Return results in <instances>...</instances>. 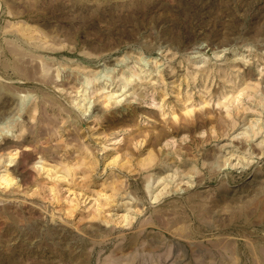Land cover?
Returning a JSON list of instances; mask_svg holds the SVG:
<instances>
[{
	"label": "rangeland",
	"instance_id": "obj_1",
	"mask_svg": "<svg viewBox=\"0 0 264 264\" xmlns=\"http://www.w3.org/2000/svg\"><path fill=\"white\" fill-rule=\"evenodd\" d=\"M0 264H264V0H0Z\"/></svg>",
	"mask_w": 264,
	"mask_h": 264
},
{
	"label": "bare ground",
	"instance_id": "obj_2",
	"mask_svg": "<svg viewBox=\"0 0 264 264\" xmlns=\"http://www.w3.org/2000/svg\"><path fill=\"white\" fill-rule=\"evenodd\" d=\"M126 96V95H125ZM112 99V98H111ZM120 100V99H119ZM117 102V101H116ZM4 135V134H3ZM10 136V135H9ZM9 165V164H8ZM49 171V170H48ZM3 177V176H2ZM3 181L6 183V185L10 182V178H8V176H6V177H3ZM11 183V182H10ZM3 184V183H2Z\"/></svg>",
	"mask_w": 264,
	"mask_h": 264
}]
</instances>
